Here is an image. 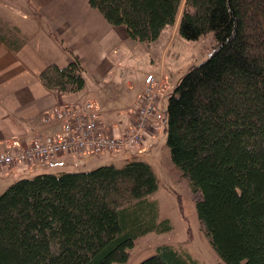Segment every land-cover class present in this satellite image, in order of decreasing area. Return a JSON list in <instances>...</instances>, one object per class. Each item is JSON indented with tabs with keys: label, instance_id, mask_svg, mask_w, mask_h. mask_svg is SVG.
I'll list each match as a JSON object with an SVG mask.
<instances>
[{
	"label": "trees",
	"instance_id": "obj_1",
	"mask_svg": "<svg viewBox=\"0 0 264 264\" xmlns=\"http://www.w3.org/2000/svg\"><path fill=\"white\" fill-rule=\"evenodd\" d=\"M141 43L176 23L188 40L213 34L214 54L169 97L168 145L188 179L198 223L224 264H264V0H89ZM4 39V37H2ZM78 58L49 64L42 84L64 96L85 87ZM153 167L39 174L0 195V264H126L135 242L172 231L159 220ZM140 264H201L171 245Z\"/></svg>",
	"mask_w": 264,
	"mask_h": 264
},
{
	"label": "rangeland",
	"instance_id": "obj_2",
	"mask_svg": "<svg viewBox=\"0 0 264 264\" xmlns=\"http://www.w3.org/2000/svg\"><path fill=\"white\" fill-rule=\"evenodd\" d=\"M183 6L182 4L181 11ZM180 15L177 17V23L168 27L160 39L174 40L172 50L163 64L161 54L156 51V43H141L130 38L128 34V38H125L121 35V29H118L122 27L126 30L125 26L109 24L97 9L90 6L89 0H0V39L4 37L2 40L27 42L34 40V43L40 40H56L58 47H55L51 54L60 67L66 66L67 57L73 55L68 49L71 40H98L99 47L105 49L100 54L107 57L110 52L114 71L124 62L117 77L111 75L107 83H103V78L90 66L84 68L85 87L80 98L83 102L96 101L100 105V111L109 114L108 119L126 123L128 106L124 103L120 91L130 90L132 93L136 89L137 81L144 78L148 71L152 70L156 76H160V67L166 65V71L162 73L168 84L160 100V110L164 114L162 127L158 128L155 136L146 138L144 150L135 151L131 147L129 154L106 152L95 156L87 155L84 164L99 160L97 164L92 165L56 161L52 164H38L34 169H21L18 176L14 174L0 177V189L3 188L0 195L15 181L33 178L39 174L88 172L101 166L122 168L134 154L135 159L149 163L154 169L158 178V191L152 199L158 203L159 220L169 219L172 231L164 234L152 233L139 238L132 250V262L151 248L171 245L189 253L201 264H224L210 246L198 223L191 185L174 164L168 145L169 97L175 93L181 78L193 67L207 61L217 49L213 34L196 40L181 37L178 32ZM104 40H131V43H123L113 51L114 47L109 45L110 43H106L108 46L103 45ZM137 44L143 48L137 50ZM144 49H148V52ZM128 82L131 83L130 86ZM136 108L134 107L131 113H134Z\"/></svg>",
	"mask_w": 264,
	"mask_h": 264
},
{
	"label": "crops",
	"instance_id": "obj_3",
	"mask_svg": "<svg viewBox=\"0 0 264 264\" xmlns=\"http://www.w3.org/2000/svg\"><path fill=\"white\" fill-rule=\"evenodd\" d=\"M118 29H121L122 36L128 38V33L124 28L119 27ZM166 30L167 28L162 32L157 41L152 42L157 44L156 51L161 54L162 63L163 61L166 63L167 55L171 52L174 42V40H160ZM40 41L34 43V40L27 42L24 40L0 39V150L5 149L7 144L13 140H19L23 145H28L38 134L55 135L59 133L61 130L60 125L44 124L43 117L46 112L59 104L81 105L85 103L80 98L81 92L70 96H64L57 91L48 90L42 84L39 79V74L49 64H56L51 53L55 47H58V44L56 40ZM130 41L131 40H104L103 45L108 46L106 43H110L109 45L114 47V51L123 43L128 42V44H130ZM70 42L71 46H69L68 49L73 55L67 57V62L69 63L73 57L78 58L83 69L86 66H90L100 77L103 78V83H107V80L111 75L117 77L119 68L123 69L124 62L119 65V68L116 71L113 70L114 63L111 58L112 56L110 52H108L109 54L107 57L100 54V52L105 49L99 47L98 40H71ZM136 48L139 50L143 48V46L137 44ZM144 51L147 53L148 49H144ZM165 66L160 67L162 70L159 74L166 71ZM152 72L154 73V71L151 70L145 74L148 75ZM144 78L142 77L141 80L137 81L135 86L136 89H134L132 93H130V90L120 91L124 103L128 106V114L125 120L126 123L117 119H108L109 114L100 111L102 125L107 133L112 134L113 136H119L126 133L127 128L132 122L131 112L134 107L139 106L141 101L144 90ZM130 85L131 83L128 82V86ZM89 101L96 103L98 108L100 107L96 101ZM121 110L123 112L124 108ZM160 125L162 127L161 123ZM159 127V123L151 127L148 130L147 138L155 136L158 133L155 129ZM86 156L87 155L80 154L79 152L63 154L56 158L53 163L56 161H70L73 163L84 164ZM131 157L134 156L131 155L129 158L132 159ZM96 162H99V160L87 164H97ZM87 164H84V166ZM21 169L24 170L25 168L23 166H18L13 170L3 168L0 170V177L14 174H17L18 176L20 175ZM2 190L3 188L0 189V192ZM154 254L155 249L151 248L138 257L134 262H132L134 258L131 256L130 261L126 264H140Z\"/></svg>",
	"mask_w": 264,
	"mask_h": 264
},
{
	"label": "built area",
	"instance_id": "obj_4",
	"mask_svg": "<svg viewBox=\"0 0 264 264\" xmlns=\"http://www.w3.org/2000/svg\"><path fill=\"white\" fill-rule=\"evenodd\" d=\"M168 88L166 81L155 74L145 78V90L135 120L124 135L115 137L102 126L98 107L93 102L62 105L47 112L44 123L59 124L55 135H37L28 146L19 140L0 150V168L24 165L32 168L38 163H50L57 156L73 151L98 155L105 152H125L130 147L141 149L147 130L163 118L159 100Z\"/></svg>",
	"mask_w": 264,
	"mask_h": 264
}]
</instances>
